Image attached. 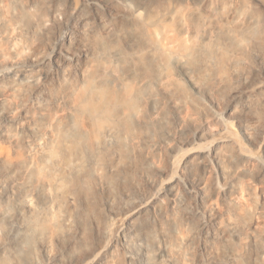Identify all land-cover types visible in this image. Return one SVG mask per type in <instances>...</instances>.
<instances>
[{
	"label": "bare ground",
	"instance_id": "obj_1",
	"mask_svg": "<svg viewBox=\"0 0 264 264\" xmlns=\"http://www.w3.org/2000/svg\"><path fill=\"white\" fill-rule=\"evenodd\" d=\"M0 264H264V0H0Z\"/></svg>",
	"mask_w": 264,
	"mask_h": 264
},
{
	"label": "rangeland",
	"instance_id": "obj_2",
	"mask_svg": "<svg viewBox=\"0 0 264 264\" xmlns=\"http://www.w3.org/2000/svg\"><path fill=\"white\" fill-rule=\"evenodd\" d=\"M133 4H136L138 2V0H130ZM153 3V6H157L161 3L162 0H151ZM176 2H178L179 4H189L192 2H195L197 0H175ZM259 151V150H258ZM259 154H261L260 152H258Z\"/></svg>",
	"mask_w": 264,
	"mask_h": 264
}]
</instances>
